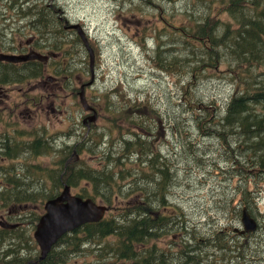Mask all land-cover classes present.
<instances>
[{
    "label": "trees",
    "instance_id": "trees-1",
    "mask_svg": "<svg viewBox=\"0 0 264 264\" xmlns=\"http://www.w3.org/2000/svg\"><path fill=\"white\" fill-rule=\"evenodd\" d=\"M95 1L97 5L105 3V0ZM107 1L110 8L116 3L117 19L130 22L139 19L131 12H141L140 17H142L146 6L160 11L161 25L153 26L152 34L143 37L140 47L147 56V62L155 64V71L159 76L172 78V84H175L177 79L186 84L184 88V91L188 92L186 101L194 106L185 121L189 127L197 130L202 138L195 139L189 133L183 135L178 130L173 132V138L177 143L166 145L167 137L172 138L169 132L158 127L153 130L143 126L140 112L143 114L146 110L145 105L131 104L127 112L135 115L130 121L138 127L118 135L122 143L120 153L145 156L148 164L135 168L133 179L116 187L119 198L113 207L111 204L114 201L115 187L108 180L110 177L119 179L124 167L121 158L114 156L110 149V145H113L112 134L105 139L106 130L95 134L93 130L89 142L91 149L78 150L79 159L73 156L77 146L66 145L63 149L69 150V154L61 160L64 163V171L58 179V187H62L63 182L74 186L76 176L81 182L88 184L82 188V197L100 200L117 213L110 214L99 222L87 223L64 235L48 258L35 264L65 263L69 258V252H74L80 247L77 244L80 238L89 244L88 248L81 246L84 254L88 256V252L97 254V260L89 262L87 259L84 264H166L169 259L168 253L164 251L159 255L158 247L150 243L159 241L162 232H171L174 229L173 222L178 217V208L167 210L165 187L167 178L176 177L178 186L192 193L191 196H187V200L193 208L207 205L206 201L196 202L198 196L196 190L200 188L201 183L208 184L201 192L203 197L211 201L219 219L229 220V217L223 216L224 220L218 215L217 208L221 211L220 199L232 193L247 174V171L241 167V161L234 154L235 150H245L248 155L256 158L257 161L250 158L256 170L248 174L254 179L255 187L258 185L256 191H261V182L264 180L262 174L264 172V0H170L168 3L165 0ZM30 19L35 25L36 19L32 15ZM72 30L75 31V36L70 34ZM54 31L53 28L45 33L51 34ZM57 33L65 34V37L55 39L63 47L74 41L84 43L76 30L66 26L64 28L59 26ZM122 34L128 38L124 31ZM16 40L11 38L12 42ZM90 46L98 58L100 43L97 37L92 40ZM85 49L75 47L76 55L72 58L78 61L69 65L65 70L67 74L72 75L75 70L84 68L90 63ZM44 69V63L31 66L23 62L18 64L5 62L0 65V84L9 81L31 82L42 76ZM58 72L60 73L59 70ZM206 80L222 81L230 88L229 94L220 102L212 101L219 89L215 93L210 92L212 112L209 115L198 114L205 108L200 107L202 102H194L204 100L205 97L199 98L192 94L194 90L203 91L202 86ZM75 81V78L70 77L74 94L79 96L81 90L74 86ZM118 98L119 95L115 91L105 96V107L109 112L112 110L114 100ZM125 112L124 109L123 113ZM126 119L129 120L127 116ZM177 121L182 122V119L178 118ZM239 136L248 137L251 141L242 148L239 145L233 146ZM135 137L137 138L134 141L129 140ZM254 137L257 139L254 140ZM88 139L86 137L84 141ZM36 148H39L38 143ZM183 150H189V154L181 156ZM96 153L99 156H95ZM71 156L73 158H70ZM92 157L93 162L90 163L89 159ZM62 163L59 165L61 166ZM158 164L161 167H157ZM80 166L86 172L80 170ZM162 170L166 172L165 176L160 174ZM150 173L158 181L154 193L159 197L158 200L153 198L152 191L142 190L147 184L146 177ZM215 179L217 182L213 187L212 180ZM159 189L161 192L157 194ZM123 192L134 194L137 201L123 202L120 197ZM244 203L248 206L244 208L249 210L251 206L259 215L257 200H246L241 206ZM246 234L248 233L236 231L234 226L226 223L223 228L210 230L199 239L202 243V237H205L218 245L238 240L240 246L234 253L229 254L226 264H250V260L255 259L254 254L264 246V234L251 233L245 236ZM193 240L199 243L197 238ZM73 246L76 248L71 249ZM187 246L189 245L185 247ZM110 249L113 260L107 261L101 253ZM187 255L180 250L171 256L170 262L198 264L197 255ZM227 255L212 256L207 264H224ZM13 264H27V258L14 257Z\"/></svg>",
    "mask_w": 264,
    "mask_h": 264
},
{
    "label": "rangeland",
    "instance_id": "rangeland-1",
    "mask_svg": "<svg viewBox=\"0 0 264 264\" xmlns=\"http://www.w3.org/2000/svg\"><path fill=\"white\" fill-rule=\"evenodd\" d=\"M165 1L168 3L170 0ZM112 6L115 8L116 3H113ZM108 11L109 10L102 5L96 8L92 5V1L90 0H12L11 5H9V2L4 3L3 0H0V43L16 50L27 46V41H31L33 36L36 38L44 37L48 40L49 46L41 53L45 54L46 51L60 52L61 54L58 53L55 55V58L51 57L48 63H53L58 70L60 65H63V68L59 70V76H54L55 78H60L63 84L62 90L60 86L54 87L53 85H49L43 91L26 88L20 95V85H4L0 87V102L2 101L1 99L6 100L4 104L7 107L19 104L20 96L26 98L27 91L32 93V102H34V104H29V106L25 107L28 111H25L23 116L12 120L8 117L10 111L0 108V116H2V121H0L1 154L7 152V144L13 145V141H17L18 145L21 147L25 146L22 141H29L45 134L43 130L44 127L50 128V131L45 134L47 138L42 137V140H45L47 146L44 147L42 143V148L40 147L39 149L42 150L40 156L30 154V149L26 148L28 150L23 149L22 155L19 157L3 161L11 163L14 167L13 170L6 168L4 170L2 166L0 167V180L3 177L10 179V183H0V187L4 193L10 191L11 186L24 190L26 193L32 192V190L39 186L38 180L44 179V177L40 174V169L30 168L31 162L42 163L44 165L48 164L52 167L50 170V181H48V183L51 186L53 185L55 192H60L63 185L62 187H58V179L61 178L64 171V163L59 167L57 161L61 156L58 155L56 150L68 144L77 146V148L74 149L73 156H77L79 159L77 155L78 150L86 151L87 149H91L89 147V141H91L90 135H92L91 132L94 130L93 134H95L102 130H106L107 136L105 139H108L110 136L109 134H112L113 145H110V149L114 156L121 158L124 167V171L119 179L110 177L108 180L115 187L113 192L114 201L111 204L113 207L115 199L118 196L116 187L133 179L135 176V168L148 164L145 156H139L133 153H120L122 143L118 135L122 132L125 133L130 130H135L134 127H138L137 124L130 121V118L135 115H131L130 113L132 112H127V110H130L129 107L131 104L145 105L146 110L143 114L140 112L143 117V126L149 129L152 128L153 130L158 127L160 130H167L169 132L172 138L170 139V137H167L165 141L166 145L177 143L173 138V132L178 130H180L183 135L189 133V135L195 139L202 138V136L200 137L199 135L200 133L192 127H189L185 121V119L190 116L189 112L192 106H194V104L186 101L185 97L188 94V92L184 91L186 84L181 83L179 79L176 80L175 84H172V78H163L159 76L155 71V64L147 62V56L140 47L143 37L152 34L153 26L155 24L161 25L162 14L160 11L151 6H146L145 13L142 17H140L141 12H131L134 13L136 18H139L137 21L130 22L120 18L117 21L118 23L111 17ZM31 15L36 19L35 25L30 24ZM61 16H66L68 19L71 16L86 20L90 24V32L98 38L101 46L99 57L97 58V56H94L93 70L95 81L91 86L86 88V98L97 112L96 119H98V121L96 123V119L90 120L89 118L94 116L95 112L91 111V109L86 110L85 107H83L78 94L74 96L72 90L73 84L70 83V77L76 79L74 83H77L79 79H81L80 85H74L80 89L82 83L93 78V75H91V62L85 65L84 68L75 70L72 75L65 72L69 65L78 61L72 58L75 47H87L84 43L79 41H74L66 47H63L59 42L55 41L57 37H65V34L57 33L58 27L61 26L64 28V24H66L65 21L62 22L60 20ZM53 28L55 31L51 34L45 33L46 30ZM123 31L128 38L125 36L126 39H124V43H119L114 33L121 35ZM70 34L75 36V31H70ZM8 38L17 40L12 42ZM57 44L58 46H56ZM38 55L41 56L40 54ZM88 56L90 61L91 54H88ZM34 59L44 61L43 57H36ZM27 60L31 59H26L25 61ZM25 61L23 63H25ZM37 84L38 83L35 81V88ZM202 88L203 91L194 90L192 94L199 98L205 97L204 100L200 99L194 102H202L200 107H204L205 109L198 112V114L206 113L207 115L212 112V108H210V92L215 93L217 89H219L218 94L216 93L217 95L212 98V101L215 103L224 99L230 91L229 86L222 81L216 82V80H206ZM113 91L119 95V98L114 100V104L111 107L112 110L109 112L105 107V96ZM124 109L126 110L125 113H123ZM86 115H89V117L84 120L83 123V118ZM126 116L129 120L126 119ZM178 118H181L182 122H178ZM84 127H86V129ZM87 136L89 139L84 141ZM6 137L11 140H5L4 138ZM136 138L137 137L129 140L134 141ZM142 139H144V137ZM256 139L257 138L254 137V140ZM250 141L248 137L239 136L235 140L233 146L239 145L242 148L244 144ZM67 154H69V150L62 153L63 156ZM186 154H189V150H183L180 153L181 156H185ZM234 154L241 161V167L247 171V174L241 179V183L234 188L232 193L220 199L221 211L217 208L218 215L223 219V216L229 217V220L224 219L225 221H223L219 219L211 201L203 197L201 192L208 184L204 185L201 183L199 185L200 188L196 190L198 194L196 202L206 201L207 205H200L193 208L187 200V196H191L192 193H188L185 189L180 188L176 177L172 176L171 178H167L165 183L167 210L172 211L173 208H178V217L177 220L173 222L174 229L171 232H162L160 239L169 241L171 256L175 255L178 249H180L183 254L192 256L197 255L198 264H203L204 262L207 264L209 258L212 256H223L224 254H228L224 261V264H226L229 259V254L234 253L237 247L240 246L238 240L218 245L213 241L207 240L205 237H202L203 242L200 243L199 238L210 230L223 228L226 223L235 228H242V210L244 207L248 208V206L245 203L241 206V203L246 200H257V205L260 209L258 210L259 215L251 206H249V214L258 220L257 227L259 228L257 231L260 232H256L257 235L264 234V180L261 182V191L257 192L258 185L255 187L254 179L248 174L256 170V168H254L255 166L250 161V158L253 160H256V158L252 155H248L245 150L242 149L235 150ZM95 156H99V154L96 153ZM168 158H170L169 155ZM89 160L90 163H92L93 157ZM70 162L72 163V161ZM157 167L161 166L158 164ZM56 169L58 170L54 172ZM80 170L85 171L82 166H80ZM160 174L165 176L166 172L162 170ZM262 174L264 176V172H262ZM74 180L75 185H79L81 182V179H77L76 176ZM146 181L147 184L143 186L142 190L146 192L152 191L153 198L158 200L159 197L154 195L157 190L158 182L156 177L150 173L146 177ZM216 182V179L212 180L213 187ZM19 184H22V186H18ZM82 185L87 186L88 184L86 182H81L80 186ZM82 188L84 187L82 186ZM160 192L161 190L159 189L157 194H160ZM8 195H10L11 198L16 196L15 194L12 195V193H8ZM120 197L121 200L126 203L137 201L135 195L131 193L123 192L120 194ZM33 202L40 204V201H37V196L34 198ZM209 204L211 205L209 206ZM162 209L166 210L164 207H162ZM109 213L116 214L117 211L110 209ZM22 230L5 233V238L0 236V249L5 248L7 245L14 247L24 241L27 234ZM177 233H182L183 236H176ZM249 234L251 233L245 236ZM193 238H197L199 243H195ZM187 244L189 246L185 247ZM81 246H86L88 248L89 244H87L86 240L81 239L79 252L77 254H71L68 264H72L75 259H77L76 261L78 264H84L87 259L95 260L94 256L84 254ZM75 248V246L71 247V249ZM36 254L37 251L35 249V255ZM101 254L107 261L113 260V253L110 250H104ZM3 258L4 257H0V260ZM254 258L255 259L250 260V264H264V246L258 253L254 254ZM176 263V261L168 262V264Z\"/></svg>",
    "mask_w": 264,
    "mask_h": 264
},
{
    "label": "flooded vegetation",
    "instance_id": "flooded-vegetation-1",
    "mask_svg": "<svg viewBox=\"0 0 264 264\" xmlns=\"http://www.w3.org/2000/svg\"><path fill=\"white\" fill-rule=\"evenodd\" d=\"M62 22L65 21V17L61 16L60 19ZM30 24H32L30 22ZM50 30V29H48ZM46 30V31H48ZM11 40V38H8ZM49 42L46 38H36L33 36L32 40L27 41V46L22 47L21 49H12L10 47H7L5 44L0 43V56L5 55H19L22 57H27L28 55H33V54H40L44 61L41 60H36L34 57L28 58L31 60L25 61V63L33 66L36 64L44 63L45 69L43 70V74L45 73H59L58 69L53 63H48L49 59L51 57L55 58L58 53L57 51H46L45 54L41 53L42 51L45 50V48H48ZM61 54V53H60ZM5 62H8V60H0V65L4 64ZM53 64V65H52ZM63 68V65H60L59 70ZM43 82V81H42ZM38 85V88L40 90H44L51 84L44 85L42 84ZM54 87L56 86V83L52 84ZM89 85V83L87 84ZM87 85H83L82 87H86ZM24 91V88L22 87L20 89V95ZM28 94V93H27ZM32 93L29 94L30 99L28 98H23L20 96V106L25 105V104H34L32 102ZM2 101H6L2 99ZM19 104L16 105H10L7 107L6 105L3 107L4 110L10 111L8 117L10 120L14 118H18L20 116H23L25 111H28V109H22L20 110L19 113H16L18 111V106ZM29 108V107H27ZM89 116L86 115L83 118L86 120ZM0 120H2V116H0ZM46 134L48 131L45 132ZM62 133V132H60ZM1 137V135H0ZM5 140H11L10 138L6 137L4 138ZM26 145L27 147L23 148H30V154H35V144L33 142H29ZM38 145H42V143H39ZM11 146V147H10ZM18 143L17 141H13V145L8 144L6 145V153L1 154L0 153V158L2 159L3 155L5 156H14L15 158L18 157L17 151H13L14 147H17ZM46 147V144L44 145ZM12 149V150H11ZM47 152V151H45ZM11 154V155H10ZM2 168L13 170L14 167L12 166L11 163H6L3 161H0V167ZM30 168H38L41 170L42 176L44 179H39L38 180V187L32 192L26 193L24 190L17 189L13 186L10 187V191L4 194V191L0 187V221L4 220L7 223L12 224L11 227L9 228H1V237L5 238V233H12L15 230H22L24 233L27 234V237L22 241L20 244L10 247L6 246L5 248L0 249V257H4L3 259L0 260V264H13V258L18 257V258H27V264H33L34 258H35V240L33 237L35 228H36V223L43 213L41 207L39 204H36L33 202L34 198L37 196V201H45L47 200L51 195H55L58 192H55V188L53 185L51 186L48 181H50V165H44L42 163H33L31 162ZM0 183H10V179L3 177L0 180ZM18 186H22V184H19ZM15 189V190H14ZM8 193L15 194L16 196L12 197L8 195ZM24 211V212H23ZM24 213V214H23ZM15 225V226H14ZM14 245V244H11ZM38 247V246H37ZM9 256V257H8ZM6 259V260H5Z\"/></svg>",
    "mask_w": 264,
    "mask_h": 264
},
{
    "label": "water",
    "instance_id": "water-1",
    "mask_svg": "<svg viewBox=\"0 0 264 264\" xmlns=\"http://www.w3.org/2000/svg\"><path fill=\"white\" fill-rule=\"evenodd\" d=\"M76 28L83 36L85 45L88 46V40L81 28L79 26H76ZM31 57L42 58L36 54L28 55L27 57L9 56L1 58L18 62ZM93 62L94 57L91 54V63L93 64ZM81 101L86 110L93 109L83 94ZM94 112L95 115L92 120L97 116V112L95 110ZM44 208L45 212L39 217L33 234L35 248L39 246L40 261L47 258L48 254L59 244L64 235L70 234L87 223L99 222L105 217V211L107 210L106 206L97 204L92 198L72 195L68 185L64 187L58 196L46 200ZM241 219L245 231L252 232L257 229V222L250 216L247 209L243 210Z\"/></svg>",
    "mask_w": 264,
    "mask_h": 264
},
{
    "label": "bare ground",
    "instance_id": "bare-ground-1",
    "mask_svg": "<svg viewBox=\"0 0 264 264\" xmlns=\"http://www.w3.org/2000/svg\"><path fill=\"white\" fill-rule=\"evenodd\" d=\"M34 1V0H33ZM99 52L101 50V46H99ZM85 52L88 53V54H92L93 57L96 56V52L92 49V48H86L85 49ZM74 55H76V52L74 51ZM91 75H95L94 74V70H93V64L91 63ZM25 77V76H24ZM20 78V77H19ZM2 83V82H1ZM5 88V87H4ZM7 88V87H6ZM11 92V91H10ZM16 95V94H15ZM116 109V108H115ZM151 128V127H150ZM88 137V136H87ZM89 138V137H88ZM90 142V141H89ZM87 144V143H86ZM8 145V144H7ZM75 145V144H74ZM40 146V145H39ZM11 147V146H10ZM42 148V147H41ZM3 149V148H2ZM30 149V148H29ZM80 149V148H79ZM12 150V149H11ZM25 150V149H24ZM28 150V149H26ZM14 151V150H13ZM23 152V151H22ZM18 154V153H17ZM79 154V153H78ZM11 155V154H10ZM21 179V178H20ZM10 186V185H9ZM16 188V187H15ZM15 190V189H14ZM5 194V193H4ZM24 212V211H23ZM24 214V213H23ZM4 241V240H3Z\"/></svg>",
    "mask_w": 264,
    "mask_h": 264
}]
</instances>
